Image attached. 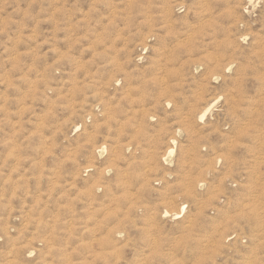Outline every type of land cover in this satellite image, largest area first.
I'll return each mask as SVG.
<instances>
[{
	"label": "rangeland",
	"instance_id": "rangeland-1",
	"mask_svg": "<svg viewBox=\"0 0 264 264\" xmlns=\"http://www.w3.org/2000/svg\"><path fill=\"white\" fill-rule=\"evenodd\" d=\"M0 264H264V0H0Z\"/></svg>",
	"mask_w": 264,
	"mask_h": 264
}]
</instances>
